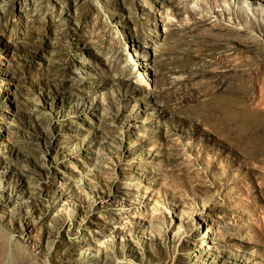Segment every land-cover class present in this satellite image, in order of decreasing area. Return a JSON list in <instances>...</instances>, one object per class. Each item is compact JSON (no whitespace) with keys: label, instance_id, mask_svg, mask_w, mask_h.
<instances>
[{"label":"rangeland","instance_id":"1","mask_svg":"<svg viewBox=\"0 0 264 264\" xmlns=\"http://www.w3.org/2000/svg\"><path fill=\"white\" fill-rule=\"evenodd\" d=\"M0 264H264V0H0Z\"/></svg>","mask_w":264,"mask_h":264},{"label":"bare ground","instance_id":"2","mask_svg":"<svg viewBox=\"0 0 264 264\" xmlns=\"http://www.w3.org/2000/svg\"><path fill=\"white\" fill-rule=\"evenodd\" d=\"M189 2H191V1H189ZM195 3V2H194ZM194 5V4H193ZM186 6V5H185ZM193 7V6H192ZM181 8H183V6L181 7ZM185 8V7H184ZM194 8H195V6H194ZM200 7H198V9H199ZM201 9V8H200ZM197 10V9H196ZM144 55V54H143ZM139 58H140V56H139ZM141 63L142 64H144V63H149V60H148V58L144 55V57H141ZM142 64L139 66V71L141 72V70H143L144 68L146 69V68H148L149 67V65H147V64H145L144 65V67H142ZM138 71V72H139ZM141 76V74L140 73H138V75H136L135 76V78H136V80H137V82L139 83V84H141V85H144L145 84V82H144V80L140 77ZM208 228H209V226H208ZM112 233L111 234H116L118 231H116V230H113L112 229V231H111ZM99 235H105V233L104 232H101V233H98Z\"/></svg>","mask_w":264,"mask_h":264}]
</instances>
